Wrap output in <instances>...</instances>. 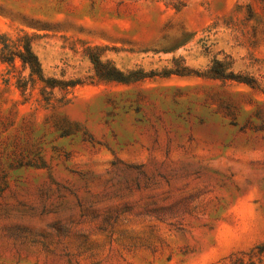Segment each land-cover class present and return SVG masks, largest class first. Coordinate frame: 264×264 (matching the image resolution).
<instances>
[{"label":"rangeland","instance_id":"rangeland-1","mask_svg":"<svg viewBox=\"0 0 264 264\" xmlns=\"http://www.w3.org/2000/svg\"><path fill=\"white\" fill-rule=\"evenodd\" d=\"M23 33L79 83L0 60V264H264V0H0Z\"/></svg>","mask_w":264,"mask_h":264},{"label":"trees","instance_id":"trees-1","mask_svg":"<svg viewBox=\"0 0 264 264\" xmlns=\"http://www.w3.org/2000/svg\"><path fill=\"white\" fill-rule=\"evenodd\" d=\"M31 36L27 33L18 35L15 39L9 40L6 36L0 37V60L17 69L16 60L20 63L23 70H27V77L20 74L17 76V82L22 90H26L29 86H39L40 94L44 99L49 100L52 90L55 88L66 89L79 83L78 80H58L44 75L41 63L38 56L32 49ZM90 59L93 64L94 76L99 80L116 81L128 83L140 80L146 77V72L143 70L122 71L118 69L111 61H101L98 55L90 54ZM221 68L211 67L207 73L220 78L234 79L239 82L250 83L245 79H237L232 72H225V68L219 61L215 60ZM49 89V91H48ZM48 95V96H46ZM48 97V98H47ZM264 250V246L259 247V251ZM243 253H233L228 258H225L221 264H254L251 260H244ZM261 262V261H260Z\"/></svg>","mask_w":264,"mask_h":264}]
</instances>
